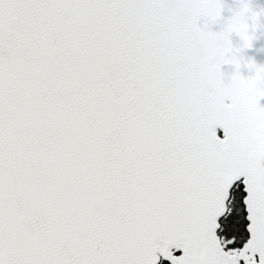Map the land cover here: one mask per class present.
I'll return each instance as SVG.
<instances>
[{"label": "snow or ice", "instance_id": "1", "mask_svg": "<svg viewBox=\"0 0 264 264\" xmlns=\"http://www.w3.org/2000/svg\"><path fill=\"white\" fill-rule=\"evenodd\" d=\"M224 9L0 0V264H264V8Z\"/></svg>", "mask_w": 264, "mask_h": 264}, {"label": "trees", "instance_id": "2", "mask_svg": "<svg viewBox=\"0 0 264 264\" xmlns=\"http://www.w3.org/2000/svg\"><path fill=\"white\" fill-rule=\"evenodd\" d=\"M220 133V131H218ZM238 183V182H237ZM242 186L237 188L235 185L230 191L227 206L230 212L219 220L222 228L218 230V235L222 237H243L246 236V212L243 208ZM158 264H169L167 261L160 260Z\"/></svg>", "mask_w": 264, "mask_h": 264}, {"label": "water", "instance_id": "3", "mask_svg": "<svg viewBox=\"0 0 264 264\" xmlns=\"http://www.w3.org/2000/svg\"><path fill=\"white\" fill-rule=\"evenodd\" d=\"M250 2L254 8L264 7V0H250ZM223 3L225 4V9H224L223 15L226 17V16L230 15V13L228 12V7H233V8L236 7V0H223ZM213 30H218V26L214 25ZM255 37L256 38L252 42V47L250 49H246L244 52V55L246 57H251L258 64H264V28L258 27L255 31ZM232 39H233L234 44H236L238 42V38L235 37L234 35H233ZM258 49H259V51H258ZM232 70H233V68L231 65H222V71H224L226 74H230L232 72ZM241 72L243 75L248 74L247 70L243 69V68L241 69ZM226 78L227 77H225V79ZM259 103L261 106H264V98H261ZM217 131H220V130L218 129ZM218 135H220L222 138V135H223L222 131H220V133L218 132ZM230 191H231V189H230ZM229 195H230V192H229ZM244 195H246V193ZM227 201H226V203H227ZM245 212H246V210H245ZM219 220H218V223H219ZM218 230H217V235H218ZM174 254L179 255L180 253L176 252ZM160 260H163V259L161 258ZM160 260H158V263Z\"/></svg>", "mask_w": 264, "mask_h": 264}, {"label": "clouds", "instance_id": "4", "mask_svg": "<svg viewBox=\"0 0 264 264\" xmlns=\"http://www.w3.org/2000/svg\"><path fill=\"white\" fill-rule=\"evenodd\" d=\"M254 8V7H253ZM262 8H264V7H257V8H254L255 10H259V9H262ZM258 51H259V49H258Z\"/></svg>", "mask_w": 264, "mask_h": 264}, {"label": "flooded vegetation", "instance_id": "5", "mask_svg": "<svg viewBox=\"0 0 264 264\" xmlns=\"http://www.w3.org/2000/svg\"><path fill=\"white\" fill-rule=\"evenodd\" d=\"M245 229H246V227H245ZM224 238H230V237H224ZM237 238H240V237H237Z\"/></svg>", "mask_w": 264, "mask_h": 264}]
</instances>
